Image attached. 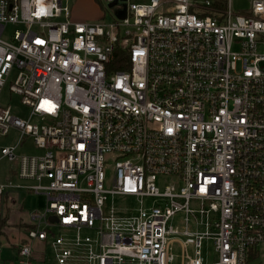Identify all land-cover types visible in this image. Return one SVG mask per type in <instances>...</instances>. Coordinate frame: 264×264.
<instances>
[{"label": "built area", "instance_id": "obj_1", "mask_svg": "<svg viewBox=\"0 0 264 264\" xmlns=\"http://www.w3.org/2000/svg\"><path fill=\"white\" fill-rule=\"evenodd\" d=\"M114 1L124 18L75 21L63 0H0V135L20 132L0 153L35 182L0 192L47 198L31 212L19 263L35 264L32 243L43 241L57 264H173L174 245L181 264H257L264 0L247 12L213 0H102ZM8 24L19 26L10 39ZM7 83L28 117L2 102ZM27 137L43 153L17 154Z\"/></svg>", "mask_w": 264, "mask_h": 264}, {"label": "rangeland", "instance_id": "obj_2", "mask_svg": "<svg viewBox=\"0 0 264 264\" xmlns=\"http://www.w3.org/2000/svg\"><path fill=\"white\" fill-rule=\"evenodd\" d=\"M135 1V0H132ZM204 2L205 0H200ZM215 1V0H213ZM227 1L228 5L232 6V9L235 12H247L251 7V0H225ZM69 3L71 12L73 15L79 19L84 21H96V20H105L110 21L114 18L122 17L120 13L122 12V7L118 4L117 1L103 3L102 0H63V4L67 5ZM227 3L225 6H227ZM19 27L18 25L8 24L4 31V37L10 39L13 31L15 28ZM15 76V73L12 75V78ZM1 100L5 104L11 105L13 110L22 117H28L30 114V107L26 106L22 103L21 98L17 94L10 93L9 90V83L4 87L3 94ZM36 120V118H34ZM20 138V132L13 128L7 135H0V147L1 146H15ZM17 154H36L40 153V149L36 147L34 144L32 137H27L26 140L23 142L22 145L18 147L16 150ZM18 163L16 161H10L6 157H3L0 153V184L7 183L9 171L13 167H17ZM111 168L112 162H109V166L106 169L108 177H111ZM165 179V178H163ZM161 180V179H160ZM159 180V184H160ZM166 180V179H165ZM34 181L21 179L19 183L21 184H29L33 183ZM20 192V197L16 196L14 201H9L5 204L0 197V214L1 215H10V220L12 222H25L31 223V212L33 210L39 209L42 210L46 207L47 198L44 194H37L31 191H22V189L17 190ZM149 199H145V202H149ZM117 202L120 205L129 204V199L122 200L117 198ZM172 224L174 226L179 227L180 229L183 227L184 224V216L182 214H177L172 219ZM25 225V224H22ZM21 224H19V227ZM195 226L194 223H191V229ZM18 226L7 227L4 233H0V248L3 249V254L0 257L4 256L0 261L4 263V259L16 255V247L12 248V242H16L17 244H23L21 242V238L24 240L27 238V231L20 229ZM86 233H91L90 231H86ZM19 245V246H20ZM14 251V252H13ZM173 251L178 258L173 264H181V248L179 246H173ZM261 256L257 261V264H264V244L260 245ZM47 259L46 264H56L55 254L53 253L51 248L47 249ZM203 256L204 258H208L211 261L217 259V254L215 252V248L211 241H206L204 248H203ZM13 259V258H12ZM8 263V262H7ZM10 264V262L8 263Z\"/></svg>", "mask_w": 264, "mask_h": 264}, {"label": "crops", "instance_id": "obj_3", "mask_svg": "<svg viewBox=\"0 0 264 264\" xmlns=\"http://www.w3.org/2000/svg\"><path fill=\"white\" fill-rule=\"evenodd\" d=\"M72 19L73 20H75V21H84L85 19H83V20H79V19H77L74 15H73V13H72ZM26 139H24V141H25ZM23 141V142H24ZM23 142H22V144H23ZM21 144V145H22ZM35 144V143H34ZM37 147V146H36ZM38 148V147H37ZM39 149V148H38ZM40 151H42V152H40V153H36V154H41V153H43V150L42 149H40ZM17 162V161H16ZM18 163V162H17ZM18 173H19V163H18V165H17V167H13V168H11L10 169V171H9V175H8V181H7V183L8 182H10V181H12V182H14V183H18V184H21V183H19V181L21 180V178L18 176ZM26 180H28V179H26ZM32 181V180H31ZM33 183H35V182H33ZM33 183H29V184H21V185H24V186H28V185H32ZM1 185V184H0ZM19 189H22V191L24 190V191H26V192H28V191H31V192H33L32 190H30V189H28V188H25V187H23V188H8L7 190H4V191H2V192H0V197L2 198V200H3V202L5 203V204H7L9 201H14L15 200V198H16V196H19L20 197V192L19 191H17V190H19ZM0 216H5V215H1L0 214ZM19 224H21V226L19 227ZM22 224H25V225H22ZM19 227L20 229H22L23 230V228H24V230L25 231H27V227H30V224L29 223H25V222H19V223H16V222H12L11 220H10V215H9V220H8V224L2 229V231H1V233H4L5 231V229L7 228V227H13V228H15V227ZM23 227V228H22ZM23 241V243H24V238H21V242ZM12 245V248H14V247H16V255L15 254H13L14 256H10V257H8V258H6V259H4V263H2L1 261H0V264H8L9 262H10V264H20L19 263V261H20V244H17L16 242H12L11 243ZM32 246H33V248H34V252H35V258H33V261L35 262V264H46V260H48L47 259V249L48 248H50V246L47 244V246L45 247V242H43V241H33V243H32ZM3 249H0V253H1V255L3 254ZM14 252V251H13ZM0 255V256H1ZM4 256H2V257H0V260L3 258ZM13 258V259H12ZM8 262V263H7ZM57 264V263H56Z\"/></svg>", "mask_w": 264, "mask_h": 264}, {"label": "trees", "instance_id": "obj_4", "mask_svg": "<svg viewBox=\"0 0 264 264\" xmlns=\"http://www.w3.org/2000/svg\"><path fill=\"white\" fill-rule=\"evenodd\" d=\"M226 3L227 1L225 2V0H215L213 2V5L216 7H225ZM206 14H211V12H208ZM8 220H9V214H6L5 216H0V233L2 229L8 224Z\"/></svg>", "mask_w": 264, "mask_h": 264}, {"label": "water", "instance_id": "obj_5", "mask_svg": "<svg viewBox=\"0 0 264 264\" xmlns=\"http://www.w3.org/2000/svg\"><path fill=\"white\" fill-rule=\"evenodd\" d=\"M120 15L124 18L125 17V12H121Z\"/></svg>", "mask_w": 264, "mask_h": 264}]
</instances>
